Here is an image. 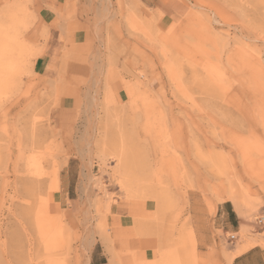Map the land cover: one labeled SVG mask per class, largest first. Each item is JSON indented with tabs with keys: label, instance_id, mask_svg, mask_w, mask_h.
<instances>
[{
	"label": "rangeland",
	"instance_id": "1",
	"mask_svg": "<svg viewBox=\"0 0 264 264\" xmlns=\"http://www.w3.org/2000/svg\"><path fill=\"white\" fill-rule=\"evenodd\" d=\"M42 5L0 0V264L264 248V0H73L64 19L92 42L53 80L35 71ZM231 191L249 224L236 240L217 213Z\"/></svg>",
	"mask_w": 264,
	"mask_h": 264
},
{
	"label": "crops",
	"instance_id": "2",
	"mask_svg": "<svg viewBox=\"0 0 264 264\" xmlns=\"http://www.w3.org/2000/svg\"><path fill=\"white\" fill-rule=\"evenodd\" d=\"M73 0H43V5L39 13V21L42 25L49 29V42L45 55L39 57L35 63V71L39 76H46L53 80L58 76L62 65V55L65 49L71 50L72 47L91 46V33L85 28H82L79 22L78 29L73 31L74 23L64 19L67 5ZM80 27V28H79ZM65 40L66 45L62 42ZM218 217L221 222V227L226 233H231L232 240H236V235L241 231L242 227H249L241 219L239 214L231 204L222 203L218 206ZM123 223L122 218L120 219ZM235 236V237H234ZM133 244H138V241H132ZM241 245H235L232 252L239 251ZM102 254L94 258V264H109L102 263ZM106 257V256H105ZM146 260L149 259V250L144 253ZM106 259H108L106 257ZM230 264H264V248L254 246L248 250L236 254L230 261Z\"/></svg>",
	"mask_w": 264,
	"mask_h": 264
},
{
	"label": "bare ground",
	"instance_id": "3",
	"mask_svg": "<svg viewBox=\"0 0 264 264\" xmlns=\"http://www.w3.org/2000/svg\"><path fill=\"white\" fill-rule=\"evenodd\" d=\"M130 185H129V183L128 184H126V186L124 185V187H126L127 188V190L128 191H130L129 190V187ZM230 200L233 202V204H234V207H235V210H236V212L241 216V217H243L244 216V210H243V207H244V204H243V201H242V199L235 193V192H230ZM42 200V199H41ZM46 202V201H45ZM44 202V203H45ZM245 203V202H244ZM46 204V203H45ZM38 205H39V203H38ZM42 206L41 207H43V204H41ZM47 207V206H46ZM40 208V207H39ZM38 209V208H37ZM46 209V208H45ZM44 208H43V210H45ZM39 210H41V208L39 209ZM38 210V211H39ZM37 211V212H38ZM47 211V210H46ZM45 212V211H44ZM42 213V211H40V214ZM246 214V213H245ZM39 218V220H38V223H40V224H42L43 225V229L45 230L44 232V235L43 236H46V237H51V235L53 236V237H56V233H57V230L58 229H56V231H55V224L57 223L56 221H55V218L52 216H50V213H45L44 215H42V216H39L38 217ZM53 226V227H52ZM58 236V235H57ZM250 243V242H249ZM254 243V245H255V243L257 244V242H253ZM252 244V243H251ZM247 245V244H246ZM253 245V244H252ZM254 247V246H253ZM249 248H252V246L249 244V245H247V247H241L240 249H239V251H238V254H240V253H242V252H244V251H246V250H248ZM173 253L174 252H171V251H167L166 253L164 252L163 254H162V257H161V259L160 260H158L156 263H153V264H179V261H178V258L175 256L174 257V255H173ZM176 253V252H175ZM111 254V253H110ZM177 254V253H176ZM178 255V254H177ZM152 260V259H151ZM155 260V259H154ZM112 261V260H111ZM147 263V262H146ZM145 263V264H146ZM151 263V262H150ZM149 264V263H148Z\"/></svg>",
	"mask_w": 264,
	"mask_h": 264
},
{
	"label": "built area",
	"instance_id": "4",
	"mask_svg": "<svg viewBox=\"0 0 264 264\" xmlns=\"http://www.w3.org/2000/svg\"><path fill=\"white\" fill-rule=\"evenodd\" d=\"M255 225L261 229L264 228V214L256 218Z\"/></svg>",
	"mask_w": 264,
	"mask_h": 264
}]
</instances>
